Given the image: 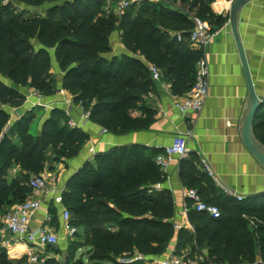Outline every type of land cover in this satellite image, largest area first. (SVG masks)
I'll return each mask as SVG.
<instances>
[{
    "label": "trees",
    "instance_id": "trees-1",
    "mask_svg": "<svg viewBox=\"0 0 264 264\" xmlns=\"http://www.w3.org/2000/svg\"><path fill=\"white\" fill-rule=\"evenodd\" d=\"M16 1L32 7L33 13L17 10L13 0H0V219L32 195L30 180L41 175L49 160L76 157L90 139L85 129L69 124L70 116L61 107L51 109L37 134L31 132L37 106L27 109L5 131L11 116L7 106L25 103L21 88L36 89L45 96L57 90L53 57L63 72L62 88L90 111V120L124 134L146 129L154 120L156 109L146 96L156 89L157 81L149 64L161 69L175 94L189 91L203 56V50L195 49L190 40L194 18L208 20L214 29L229 18L213 11L214 0H159V5L134 0L121 14L105 11L106 0ZM46 3L50 5L44 7ZM137 4H141L138 10ZM117 30L126 51L108 57L113 49L111 35ZM254 128L264 143V108ZM159 152L152 154L140 144L113 146L68 179L62 203L71 212L76 234L79 228L86 229L90 262L104 263L134 252L165 253L176 232L175 203L167 189L152 187L165 180L155 162ZM185 159L192 165L182 181L202 195L209 177L199 167L197 154ZM14 167L20 172L11 176ZM201 198L218 205L221 216L212 218L197 211L188 199L195 232L178 230L184 241L180 245L194 240L195 249H206L203 264L264 261V192L231 202ZM49 211L51 223L58 226L57 209L52 206ZM56 247L48 246V250ZM0 264H14L4 248H0ZM43 264L62 263L48 257ZM69 264L87 263L79 257Z\"/></svg>",
    "mask_w": 264,
    "mask_h": 264
},
{
    "label": "crops",
    "instance_id": "crops-1",
    "mask_svg": "<svg viewBox=\"0 0 264 264\" xmlns=\"http://www.w3.org/2000/svg\"><path fill=\"white\" fill-rule=\"evenodd\" d=\"M232 2L233 0H214L212 2L211 7L216 14L228 15L229 18L225 23L216 27L218 32L206 46L203 48L193 46L195 49L203 50L210 69L209 95L203 109L199 112L182 113L174 103L187 92L182 95L175 94L168 82L163 79L156 80V89L146 96L147 102L156 109V114L153 122L146 129L116 134L91 120L82 123L81 104L75 103L73 96L68 91L61 92L63 72L56 59H53L52 71L59 75L57 90L55 93L43 97L45 105L40 107H44L46 114L38 124L37 133L40 132L51 109L61 107L69 110L70 119L81 123L79 127L90 134V139L79 155L64 161H51L41 173V176L48 178V187L46 190L32 193L42 200L41 209L35 211L32 216L33 226L44 223L53 226L60 238L58 245L66 238L71 241L82 238H77L76 235L73 238L67 236L62 227L64 209L62 193L68 179L86 162H94L96 154L105 152L113 146L140 144L154 154L156 150L169 145L180 133L187 134L190 153L198 152L204 156L215 173V177L210 176L202 167L198 156L199 167L209 177V183H205L206 190L200 195L201 197L215 202L236 199L225 193L224 186L243 197L264 192V166L248 149L243 140V124L248 114L251 98L242 58L230 22ZM237 29L255 90L258 95L264 96V0H247L238 8ZM111 45L113 49L111 53L107 54L108 57L120 55L126 51L118 30L111 35ZM30 90V87L21 88L24 94L29 93ZM7 109L11 116L5 131H9L16 120L30 107L28 103H24L19 107L7 106ZM262 144L264 143L262 142ZM190 165L192 164L188 159L183 160V158L177 157L166 170H162L165 176L162 188L170 192L175 203L172 221L176 232L165 253L145 255L146 263L150 260L156 262L158 258L171 250L177 254L200 253L204 256L206 253V249L202 251L195 249L197 245L194 240L180 245L184 241H181L178 235V230L181 228H185L191 233L195 232V226L189 217V198L186 195L189 188L182 181V175L190 172ZM19 172L20 168L14 167L11 169L10 175L15 176ZM156 185L152 186L154 190L157 189ZM52 206L57 209L58 226L52 224V220L47 219L48 215L52 216L49 211ZM81 229L86 237V229L79 228V230ZM5 238L8 243L2 248L5 249L8 260L17 264L22 261V258H26V261H22V263L31 264L28 259L27 246L8 231ZM81 244L76 252L77 258L83 256L87 258L90 246L85 243ZM43 250L47 257H51L49 254L51 250H48V247ZM138 254L140 253L134 252L127 255L133 258Z\"/></svg>",
    "mask_w": 264,
    "mask_h": 264
},
{
    "label": "built area",
    "instance_id": "built-area-1",
    "mask_svg": "<svg viewBox=\"0 0 264 264\" xmlns=\"http://www.w3.org/2000/svg\"><path fill=\"white\" fill-rule=\"evenodd\" d=\"M133 1L134 0H106L103 9L107 12L121 14V12ZM194 21L195 25L190 32V40L193 46L203 48L212 40L218 31L217 29H214L212 24L206 19L195 17ZM178 37L181 39V35ZM149 66L155 80L163 79V73L159 67L154 64H149ZM209 76V65L203 55L197 62L196 79L193 86L185 95L175 101V107L184 114L201 111L209 95ZM64 91L66 90L62 88L61 92ZM43 97L44 95L39 90L31 89L29 93L25 94V103H28L30 108L42 106L45 105ZM81 108L82 123H86L90 120V111L85 109L82 105ZM66 111L69 114V110ZM69 124L73 127H79L81 125V123L73 119L69 120ZM187 138V134L180 133L174 137L169 145L160 149V152L155 158V162L161 170H166L175 158H185L189 156L190 150ZM196 154L200 157V162L204 170L210 176L215 177L213 168L208 160L198 152ZM30 186L32 187L33 192L46 190L48 187V178L41 175L32 177L30 180ZM156 188L161 189L162 184L158 183ZM224 191L238 200L243 198L242 195L225 186ZM186 195L193 201V207L197 211L204 212L212 218H219L221 216L220 207L203 200L197 189L189 188ZM41 207L42 200L39 197L31 195L22 203L15 204L6 214H4L0 219V248L8 243L5 238L6 232L8 231L17 236L27 246L28 259L31 264H43L48 258L44 254L43 248L57 246L60 238L57 230L49 224L44 223L39 224L38 226L32 225V216L34 212L41 209ZM47 219L51 221L52 216L48 215ZM62 219V227L67 236L73 238L77 232V228L71 224V212L65 207L63 209ZM145 259L146 256L140 253L131 258L130 262L144 261ZM203 261L204 258L199 259L190 254H177L172 250L156 260L157 264H203Z\"/></svg>",
    "mask_w": 264,
    "mask_h": 264
},
{
    "label": "water",
    "instance_id": "water-1",
    "mask_svg": "<svg viewBox=\"0 0 264 264\" xmlns=\"http://www.w3.org/2000/svg\"><path fill=\"white\" fill-rule=\"evenodd\" d=\"M247 0H233L231 6V15L230 22L233 28V32L237 41L238 49L242 58L244 70L247 77V82L249 86V94L251 98V102L249 105L248 114L243 124V140L248 149L255 155V157L261 162L264 166V144L256 137L255 134V122L257 118V114L264 108V96H260L257 94L254 82L250 73L247 57L245 54V50L243 44L240 40V36L237 29V10L238 8L244 4ZM253 264H264V261L258 260Z\"/></svg>",
    "mask_w": 264,
    "mask_h": 264
},
{
    "label": "rangeland",
    "instance_id": "rangeland-1",
    "mask_svg": "<svg viewBox=\"0 0 264 264\" xmlns=\"http://www.w3.org/2000/svg\"><path fill=\"white\" fill-rule=\"evenodd\" d=\"M158 1L159 0H151V3H152V5H154V4H157ZM13 5L19 11L25 10L26 13L29 14V15L33 13V10H32L33 8L27 6L24 3H21V2H18L16 0H13ZM48 5H50V3H46L44 5V7H46ZM157 5H159V4H157ZM140 6H141V4H137L135 9L138 10L140 8ZM53 59H54V57H53ZM58 76L59 75H56V78ZM45 114H46V112H45L44 107H40L39 106L37 108V110H36V117H35V120H34V122L32 124V127H31V132L32 133L36 134L38 132L37 131L38 124L41 121V119H43ZM49 161L51 162V160H49ZM84 236L85 235H83V230L82 229L79 230V232L76 234V237L77 238L78 237H82V238L76 239L75 241H71L69 238H66L63 241H61V243L56 247V250H51L49 254L51 255V257H54L58 262H60L62 264H69L70 262H74L75 259L77 258V254L75 255L73 251H74L75 247L77 246V243L86 242L87 237H84ZM70 247L72 249L69 251ZM186 254H189V253H186ZM191 255L192 256H196L199 259L204 258V256H202L200 253L199 254H194L193 253ZM83 257L85 258L87 264H94V262H90L86 258V256H83ZM130 260H131V256L130 255H118V256L113 257L112 261H106L104 263H98V264H156V262L154 260H150L147 263L145 261L144 262L143 261H136V262L132 263V262H130ZM22 264H25V263L23 262Z\"/></svg>",
    "mask_w": 264,
    "mask_h": 264
}]
</instances>
